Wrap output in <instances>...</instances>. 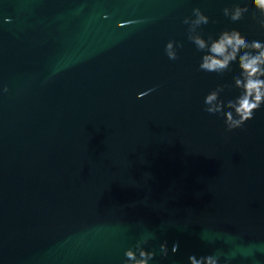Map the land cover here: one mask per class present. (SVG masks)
<instances>
[{"label": "water", "instance_id": "water-1", "mask_svg": "<svg viewBox=\"0 0 264 264\" xmlns=\"http://www.w3.org/2000/svg\"><path fill=\"white\" fill-rule=\"evenodd\" d=\"M235 2L0 0V264H123L145 233L149 264H264V105L231 132L204 111L239 68L199 70L183 23L264 41Z\"/></svg>", "mask_w": 264, "mask_h": 264}, {"label": "clouds", "instance_id": "clouds-1", "mask_svg": "<svg viewBox=\"0 0 264 264\" xmlns=\"http://www.w3.org/2000/svg\"><path fill=\"white\" fill-rule=\"evenodd\" d=\"M255 9V11H251ZM223 14L231 21L236 22L244 19L245 14L250 13L259 27L264 30V0H236L231 7H224ZM188 25L187 38L195 45L197 51L203 53L199 70L223 75L232 69V65H238L239 73L232 77V83L218 84L210 90L204 98V111L215 114L224 120L226 130L234 129L253 119L255 111L264 105V41H249L236 29H225L213 36L208 34L205 38L202 25L209 23V17L199 8L192 9V15L183 20ZM181 42L170 40L165 45V54L170 60L178 59L177 48H182ZM226 89L239 90L234 98L225 101L221 94ZM7 92V87H4ZM155 91V88L140 93L138 98ZM153 238L151 233H145L134 246L125 250L123 264H149L156 253L148 251L144 245ZM179 245L173 244L172 252L178 250ZM160 253L168 255L167 242L160 244ZM222 253L200 256L193 254L188 257V264H220ZM227 264V262H226Z\"/></svg>", "mask_w": 264, "mask_h": 264}]
</instances>
